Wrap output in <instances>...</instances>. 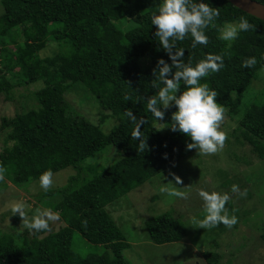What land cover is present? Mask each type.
I'll return each instance as SVG.
<instances>
[{"label":"trees","instance_id":"1","mask_svg":"<svg viewBox=\"0 0 264 264\" xmlns=\"http://www.w3.org/2000/svg\"><path fill=\"white\" fill-rule=\"evenodd\" d=\"M254 1L264 4V0ZM158 3L0 0V96L12 100L15 88L39 84L33 92V106L0 118V130H7L0 151V182L5 178L16 187H27L47 170L75 169L65 185L33 195L38 204L58 212L63 226L31 235L27 228L21 232L14 227L9 232L0 230V264H132L126 254L131 246L108 208L130 190L160 178L194 151L186 149L190 138L167 127L174 107L163 110L162 121H156L146 107V98L155 94L152 72L156 61L162 58L171 63L151 25ZM207 3L219 12L205 30L207 45L193 47L190 37L176 45L185 49V62L195 64L208 54L223 57L224 67L200 81L218 92L224 116L235 121L219 151L228 150L231 158L240 160L236 152L247 145L251 155L264 160V100L246 97L264 68V21L226 0ZM241 16L254 30L240 33L232 42L220 39L223 26ZM48 42L57 52L40 56ZM253 56L257 59L254 67L241 66L246 57ZM73 89L82 98L96 99L102 115L98 124L73 112L65 97ZM125 109L145 121L140 130L146 136L147 149L142 153L131 138L133 124L122 115ZM107 119L112 123L103 131L101 124ZM107 147L115 149L117 158L104 166L95 159ZM93 159L95 162H86ZM220 171L211 168L202 178L207 182V175L216 179ZM222 172L210 188L223 182L226 176ZM3 187L0 185V191ZM156 199L154 193L150 200ZM140 225L155 245L183 240L188 228L171 211L149 216ZM212 242L218 249L217 242ZM258 243L264 247V229ZM227 252L224 261L218 251L204 252L202 261L222 264L229 259L231 264L234 258Z\"/></svg>","mask_w":264,"mask_h":264},{"label":"rangeland","instance_id":"2","mask_svg":"<svg viewBox=\"0 0 264 264\" xmlns=\"http://www.w3.org/2000/svg\"><path fill=\"white\" fill-rule=\"evenodd\" d=\"M55 52H57L56 46L48 42L39 55L46 57ZM38 87L39 84L17 87L14 89L12 100L6 101L1 95L0 118L21 112L23 106L24 108L33 106L35 102L33 92ZM80 96L81 92L77 89L65 95L74 113L83 115L91 122L98 124L102 115L96 99L89 95L84 98ZM246 97L264 100V68L258 72L257 79L248 88ZM251 108L255 107L251 105ZM111 123L112 120H105L101 124L103 131H106ZM234 125V120L224 116L220 128L227 134ZM6 132L7 130H0V151L5 146ZM242 148L244 152L236 148L238 150L236 154L240 160L231 158L228 150H218L214 154H200L194 150L182 161L166 169L167 172L162 174L161 182H168V186L184 193V196H169L160 193L158 175L130 190L108 208L131 246L126 254L132 264H205L201 260L202 253L209 251H218L222 254V261L227 259L226 255L229 251L234 258L231 264H264V247H260L258 243V235L264 229V160L251 155L247 151V145ZM116 158L115 149L107 147L97 155L95 161L107 166ZM91 161L95 162L94 159L86 162ZM211 168H220L221 171L216 173V179H210V175H207V182L206 178L202 177L207 173L205 171ZM222 171H225L226 177L222 178L225 186L223 182H220L219 186L215 183L214 187L210 188L209 184L213 186L214 181H219L223 176L220 175L223 174ZM72 174H75V169L72 167L53 173V183L49 189L65 185ZM174 177H179V184L176 183ZM234 184L239 188L237 193L231 192ZM0 185L4 186V189L0 191V230L9 232L11 227H14L21 232L25 228L22 218L11 212L12 206L17 202L28 205L25 211L29 218L37 209L53 214L56 218L48 221L49 229L57 230L63 226L58 212L36 202L33 195L41 191L38 180L29 183L27 187H16L5 178H1ZM202 189L228 193L230 198L225 206L237 217L235 228H228L223 224L218 225L222 227H216L215 230L214 228H196V225L192 223V218L203 215V201L198 194ZM244 192H246L245 195L240 194ZM154 193H157V199L151 201L150 198ZM164 211H171L175 217H179L188 226L187 233L183 240L155 245L148 240V235L140 224L149 216H156ZM28 232L31 235L33 231L28 230ZM213 240L217 242L218 249L214 248ZM228 260L222 264H229Z\"/></svg>","mask_w":264,"mask_h":264},{"label":"clouds","instance_id":"3","mask_svg":"<svg viewBox=\"0 0 264 264\" xmlns=\"http://www.w3.org/2000/svg\"><path fill=\"white\" fill-rule=\"evenodd\" d=\"M218 15L217 8L211 7L207 0H159L157 11L150 18L151 25L156 28L154 36L158 37L159 46L167 53L171 63H166L162 58L156 61L152 72V88L155 89V94L146 98L147 110L156 121H162L163 110L174 107L175 111L171 113L167 127L190 138L191 142L186 144V149H194L200 154L216 153L226 140V133L220 128L225 108L217 102L218 92L210 89L207 83L200 82L203 77L224 67L223 57L208 54L195 64L191 60L185 62V49L177 47L176 42L190 37L193 47L197 44L207 45L205 30L213 24ZM254 27L248 19L241 16L235 23H226L219 38L232 42L240 33L254 30ZM256 63V57H246L241 66L252 68ZM128 99L126 96L125 100ZM122 115L134 126L131 138L137 142L136 150L144 152L147 149L146 136L140 129L145 121L138 119L130 109H125ZM162 158L167 159V154H163ZM52 176L51 170L39 176V186L45 192L53 183ZM162 179L161 176L158 181L160 193L184 196V193L168 186V182L162 183ZM174 179L177 184L180 183L179 177ZM231 192H239L238 186L232 185ZM198 194L203 201V215L192 218L196 228L212 229L220 224L231 228L237 223V217L230 214L225 207L230 198L228 193L202 189ZM240 194L245 195L246 192ZM27 207L25 203L17 202L12 206L11 212L18 214L24 222V227L30 231L47 230L48 221L56 218L49 211L41 212L39 209L29 218L25 211Z\"/></svg>","mask_w":264,"mask_h":264},{"label":"water","instance_id":"4","mask_svg":"<svg viewBox=\"0 0 264 264\" xmlns=\"http://www.w3.org/2000/svg\"><path fill=\"white\" fill-rule=\"evenodd\" d=\"M237 9L264 21V4L254 0H226Z\"/></svg>","mask_w":264,"mask_h":264}]
</instances>
